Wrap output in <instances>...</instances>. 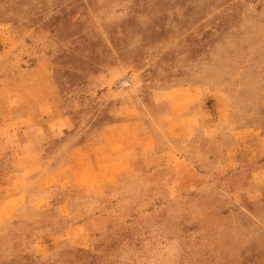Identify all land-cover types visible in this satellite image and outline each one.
Here are the masks:
<instances>
[{"label": "rangeland", "instance_id": "rangeland-1", "mask_svg": "<svg viewBox=\"0 0 264 264\" xmlns=\"http://www.w3.org/2000/svg\"><path fill=\"white\" fill-rule=\"evenodd\" d=\"M11 3L25 15L0 1V264H264V197L233 196L264 178L237 120L264 123V0ZM38 60L56 80L29 72Z\"/></svg>", "mask_w": 264, "mask_h": 264}, {"label": "crops", "instance_id": "crops-1", "mask_svg": "<svg viewBox=\"0 0 264 264\" xmlns=\"http://www.w3.org/2000/svg\"><path fill=\"white\" fill-rule=\"evenodd\" d=\"M0 1H5L10 6L15 7V9H13L14 13H17L19 15H21V14L25 15V10H23V8H17V6H13V4L11 3L13 0H0ZM29 1H30V3L38 4L37 6H39L40 8L42 7V3H41L42 0H29ZM29 20L33 21L31 19H29ZM38 69L49 70V72H51V75H52L51 81L56 80V76L58 74V67L54 66L53 64L38 60L34 63V65H32L29 68V72L35 71ZM55 100H57V98L54 97V95H53V96L47 98L45 101H43V105H46L47 107L51 106L55 102ZM128 119H129L128 115L124 116L122 114L121 118H119V120H117L115 123H113V125H115V128L119 127L120 129H122L123 127H125L127 125ZM237 120H241L242 123L248 124L247 129L243 128L242 130L244 131V133H247L248 136H251V138L256 141L255 145L261 147V148H257L256 151L254 152V157H256V158L253 159L254 161H253L252 166L255 167V169L256 168L257 169L264 168V159L261 158V152H264V148H263V145H264V123L262 121H258V122L255 121V122L251 123L250 121H248L245 118L237 119ZM74 132H75V128L73 130V133ZM239 134H240V132H239ZM50 135H51V133H50ZM234 135H235L234 128L230 127V128L226 129V131L224 133V137L227 139L229 146H233L235 143L240 142V139L237 136H236V138H233ZM258 155H260V156H258ZM223 156H224V158H223V161L221 160V165L223 166L222 168H224V171L227 172V170L229 168L228 164L230 161V157L232 156L230 153V150L227 153L223 154ZM70 169H71L70 164H64V165H61L59 167H54L52 169H48V170H46V172H43V174H45L46 177H50L49 183H58L64 178V176H67V171H69ZM243 169H244V166H242L241 170H239V172H237L238 174H241L238 176L243 175L242 174ZM260 172L261 171L254 170L253 172H251L249 174L250 175L249 179H246L244 181L241 178L240 181H238L236 184H234L237 188H236V190H234L233 196L236 198L248 199V200L263 198L264 197V194H263L264 193V178L262 179V181L256 182L255 178L253 176V175H256ZM244 174H245V172H244Z\"/></svg>", "mask_w": 264, "mask_h": 264}, {"label": "trees", "instance_id": "trees-1", "mask_svg": "<svg viewBox=\"0 0 264 264\" xmlns=\"http://www.w3.org/2000/svg\"><path fill=\"white\" fill-rule=\"evenodd\" d=\"M263 224V223H262ZM264 225V224H263ZM263 228H264V226H262V230H263ZM220 249V246H219V248H218V250ZM222 249V248H221ZM220 252H219V254L222 256V253H221V251L222 250H219Z\"/></svg>", "mask_w": 264, "mask_h": 264}]
</instances>
